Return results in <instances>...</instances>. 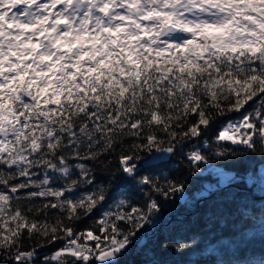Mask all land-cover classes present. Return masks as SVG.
I'll return each mask as SVG.
<instances>
[{
    "label": "snow or ice",
    "instance_id": "1",
    "mask_svg": "<svg viewBox=\"0 0 264 264\" xmlns=\"http://www.w3.org/2000/svg\"><path fill=\"white\" fill-rule=\"evenodd\" d=\"M213 169L205 264H264V0H0V264H120Z\"/></svg>",
    "mask_w": 264,
    "mask_h": 264
},
{
    "label": "trees",
    "instance_id": "2",
    "mask_svg": "<svg viewBox=\"0 0 264 264\" xmlns=\"http://www.w3.org/2000/svg\"><path fill=\"white\" fill-rule=\"evenodd\" d=\"M245 167L246 165H240L237 170L243 171ZM219 170L227 171L228 169L221 167ZM100 178L103 177L100 176ZM217 181L218 176L214 169L204 172L199 177L189 176L186 182V196L165 206L163 216L158 221L154 230L147 233V236L139 241V244L142 243L140 246L134 245L128 254L121 259L120 264H144V257L140 254L139 248L143 247L146 243L155 252V259L159 261V264H190L192 261H199L200 264H205L209 255V252L206 250L208 240L216 239L220 240L221 244H230L232 242L231 233L238 230L240 223V219L236 215L237 206L240 207V211H243L244 201L237 200L235 205L229 204L228 213L230 214H226L225 218L216 226L209 223L207 227H204L200 221L199 209L205 207V205L198 204L197 200L201 196H207V190L216 187ZM120 192L124 195H132V191L128 186H124ZM253 198L259 200L260 194L257 192ZM224 199L223 197H214L208 202V206H219ZM227 199L231 200V197ZM256 207L259 208V205L257 204ZM252 214L253 211L249 208V215ZM196 234L203 237V242L200 249L194 250L190 254L178 255L170 248L168 250L161 248L162 242L187 240ZM222 237L226 238L221 239ZM250 239H253L254 243L251 245L249 256L252 259L259 260L261 258L262 242L259 239L258 230H254L253 236ZM237 240H239V237H237Z\"/></svg>",
    "mask_w": 264,
    "mask_h": 264
},
{
    "label": "rangeland",
    "instance_id": "3",
    "mask_svg": "<svg viewBox=\"0 0 264 264\" xmlns=\"http://www.w3.org/2000/svg\"><path fill=\"white\" fill-rule=\"evenodd\" d=\"M221 171V170H220ZM215 173L217 174V170H215ZM217 176H218V174H217ZM218 179H219V176H218Z\"/></svg>",
    "mask_w": 264,
    "mask_h": 264
},
{
    "label": "water",
    "instance_id": "4",
    "mask_svg": "<svg viewBox=\"0 0 264 264\" xmlns=\"http://www.w3.org/2000/svg\"><path fill=\"white\" fill-rule=\"evenodd\" d=\"M212 188H214V187H212ZM142 243H140L138 246H140Z\"/></svg>",
    "mask_w": 264,
    "mask_h": 264
}]
</instances>
